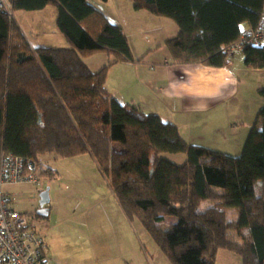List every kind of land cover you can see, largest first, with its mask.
Segmentation results:
<instances>
[{
    "label": "trees",
    "instance_id": "1",
    "mask_svg": "<svg viewBox=\"0 0 264 264\" xmlns=\"http://www.w3.org/2000/svg\"><path fill=\"white\" fill-rule=\"evenodd\" d=\"M133 2L177 24L165 41L175 62L222 68L240 49L248 67L264 69V44L242 41L245 26L262 21L264 0ZM49 4L69 46H33L15 15L0 10V163L4 153L34 159L41 185L56 173L41 155L89 153L128 217L142 221L174 264H214L219 249L264 264V104L241 154L189 142L173 120L109 91L110 66L136 58L123 27L93 2L13 0V10ZM100 52L114 57L93 70L86 59ZM201 204L208 207L198 212Z\"/></svg>",
    "mask_w": 264,
    "mask_h": 264
},
{
    "label": "crops",
    "instance_id": "2",
    "mask_svg": "<svg viewBox=\"0 0 264 264\" xmlns=\"http://www.w3.org/2000/svg\"><path fill=\"white\" fill-rule=\"evenodd\" d=\"M89 1L93 2L102 12L123 27L130 41L133 55L136 58L135 61H119L111 65L108 70L106 86L118 93L119 96H116L122 101L139 104L143 108L145 107L144 110L150 105V103L146 102L148 96L158 101L161 107L154 113H160L165 118L173 120L179 125L184 137L189 142L196 144H200L199 140L202 139V137L194 136V134H198L196 131L213 120L216 115H220V112L236 116L235 120L244 113V109L248 105L246 96L239 100L235 99L231 103L230 108L222 106L221 103L230 98L234 93L240 95L243 92V95H245L240 84L242 73H250L256 78V75L264 74V69L259 71V69L248 67L245 62L244 53L240 49H236L231 53L229 63L222 68L209 67L199 63H175L168 49L166 47L164 49L163 47L166 40L178 34L179 29L176 23L172 24L165 21L163 25L166 30L165 32L160 33L161 35L158 36H152L151 33L148 35V30L158 31L160 29L162 26L160 18L162 17L156 18V15L146 9H136L133 0ZM47 8H52L49 11L51 14L49 23L52 28V34H55L51 36L50 41L52 42L55 36L61 43L58 45L69 46L68 41L59 32L56 24L57 6L50 7L48 5L45 9ZM130 17L132 19H129ZM19 21L28 41L33 46H57L56 44L40 43V41L47 40L49 37L45 36V34L31 36V34L37 33L40 29H35L34 25L27 23V21L24 24L21 18ZM38 38L39 41L37 43L40 44H36ZM103 54H106V56ZM144 55H146L145 59L140 61ZM100 56L102 57V61H100ZM110 59L111 57L108 56V52H100L88 56L86 60L93 70H99ZM94 62L99 63L98 68L93 66ZM123 64H125L124 67ZM128 65H131V67H127ZM122 68L124 70L122 78L125 75L124 68H126V70L134 73L138 80L140 79L144 82L142 86H145L148 91L143 96L139 98L127 97L123 92L120 93L111 87L117 78L114 70H122ZM252 85L264 87V76H260L258 81ZM153 88H156L161 95L153 96L151 94ZM255 102L258 111L264 104V99L260 95V97L256 98ZM213 107H216L217 111L209 113ZM175 112H181V115L178 117ZM224 119L227 118L224 117ZM233 120L230 119L226 123L223 121V123L217 124L216 129L220 136L222 128L225 127L228 133L227 136L233 135L237 137V133L235 132H237L239 126ZM253 123L254 121H248L247 132L248 129L250 131ZM223 146L228 148L227 142ZM22 188V185L11 184L6 185L5 190L13 193L16 197L13 206L22 212H27L24 210V205L21 206V200L19 199V196L23 194L20 191ZM49 211V215L46 217L37 216L43 219L36 221V216L32 218V225L44 238L45 255L48 264H98L100 261L102 262V259L105 258V251L109 249L106 243H97L92 238V235L86 234V232H82L79 229L80 234L74 233V235H70L72 240H65V235L57 227V224L51 223L52 206L50 205ZM82 213H75L74 218L78 215L80 216ZM36 225L39 226L38 229ZM86 237H89V243L86 242ZM100 253L101 255H99Z\"/></svg>",
    "mask_w": 264,
    "mask_h": 264
},
{
    "label": "rangeland",
    "instance_id": "3",
    "mask_svg": "<svg viewBox=\"0 0 264 264\" xmlns=\"http://www.w3.org/2000/svg\"><path fill=\"white\" fill-rule=\"evenodd\" d=\"M49 6L53 7L54 4H49ZM50 9L52 8H47L43 11L18 10L15 11V18L19 24V19L21 18L24 24L27 21V23L34 25L35 29H40V31L31 34V36L45 34V36L49 37L47 40L44 39V41H40V43L56 44L61 47V45H58L61 44L60 41L55 36L53 37V41H50L51 36L55 35L52 34V28L49 23L51 17L49 13ZM8 12L14 15V11L12 12L11 9H9ZM156 18L159 17L156 16ZM129 19L132 18L130 17ZM160 21L162 24L160 29H158V31L152 29L148 30V35L151 33L152 36H158L161 35L160 33L165 32L166 30L163 26L165 21L172 24L175 23L174 20L167 17L160 18ZM38 41L39 38L36 44H40L37 43ZM140 42L142 43V41ZM163 48L165 49V46ZM103 55L106 56V54ZM101 56L100 61H102ZM108 56L113 58L114 54L108 53ZM145 56L146 55L141 58L145 59ZM93 64L95 68H98V62H94ZM124 65L125 64H123V67ZM127 67H131V65ZM126 68H124L125 75L123 78V68L122 70H114L117 78L116 81L112 83L111 87L120 93L123 92L127 97L139 98L143 96L144 93L148 91L145 86H142L144 82L140 79L138 80L136 75L126 70ZM260 76H264V74L259 76L256 75V78L250 73L241 74L240 84L245 95H243V92H241L240 95L234 93L230 98L222 102L221 105L230 108L231 103H233L235 99L239 100L246 96L248 105L244 109V113L235 120L236 116L226 115L224 112H220V115H216L213 120L209 121L201 129H198L196 131L198 133L197 135L194 134L196 137H202V139L199 140L200 145L224 152H231L236 155L241 154L249 134V129L247 132V123L250 120L255 121L258 111L260 110L257 111L255 100L260 97L259 90L261 87L252 85L258 81ZM109 91L113 95H118V93L113 90L109 89ZM151 94L153 96L161 95L156 88L151 90ZM146 102L150 103V105L146 107V109L149 110H147L148 112H156L161 107L158 101L151 99L149 96ZM215 111H217V108L213 107L210 109L209 113H214ZM170 113L172 114V112ZM175 114L179 117L181 112H175ZM224 117L228 120L224 119ZM230 119H234L233 121L239 126V129L235 132L237 133V137L233 135L227 136L228 133L225 127L222 128L220 136L216 129L217 124L223 123V121L226 123ZM224 136H226V138H224ZM226 142L228 148L223 146V144L226 145ZM40 157L43 161H46L47 166L54 168L56 171L55 175H43L40 179L41 185H35L33 183L28 185L25 183L17 184L23 187L22 190H20L23 194L19 196V199L21 200V206L24 205V210L29 212L28 215L31 220L36 216V210L39 207L40 192L46 187H49L51 196L49 205L52 206L51 223L57 224V227L65 235V240H72L70 235H74V233L80 234L79 230H81L82 232H86V234L92 235V238H94V241L97 243H106L107 247H109L104 253L105 258L98 264H174L167 253L160 248L142 221L139 220L138 217H128L93 156L86 153L75 157H64L52 152L45 153ZM171 157L177 162H181L180 158L183 157L182 160L185 158V156L181 154L177 156L171 155ZM78 212L83 213L74 218L75 213ZM35 219L38 221L43 218L35 217ZM38 227L39 226L36 225L37 229ZM86 238V242L89 243V237ZM99 255H101V253ZM211 257L214 259V264H243V259L239 254L225 249L217 250Z\"/></svg>",
    "mask_w": 264,
    "mask_h": 264
},
{
    "label": "built area",
    "instance_id": "4",
    "mask_svg": "<svg viewBox=\"0 0 264 264\" xmlns=\"http://www.w3.org/2000/svg\"><path fill=\"white\" fill-rule=\"evenodd\" d=\"M13 10L12 0H0V10ZM11 15V14H10ZM242 41L264 44V16L257 28L248 27ZM263 41V42H262ZM38 164L13 153H4L0 163V264H45L44 238L31 225L30 217L13 207L14 196L5 190L15 183L38 184Z\"/></svg>",
    "mask_w": 264,
    "mask_h": 264
},
{
    "label": "water",
    "instance_id": "5",
    "mask_svg": "<svg viewBox=\"0 0 264 264\" xmlns=\"http://www.w3.org/2000/svg\"><path fill=\"white\" fill-rule=\"evenodd\" d=\"M51 202L50 188L46 187L40 192L39 195V207L36 210V213L39 216L46 217L49 215V204Z\"/></svg>",
    "mask_w": 264,
    "mask_h": 264
},
{
    "label": "bare ground",
    "instance_id": "6",
    "mask_svg": "<svg viewBox=\"0 0 264 264\" xmlns=\"http://www.w3.org/2000/svg\"><path fill=\"white\" fill-rule=\"evenodd\" d=\"M12 3H13V0H12ZM2 11H4V10H2ZM14 10H12V12H13ZM5 12V11H4ZM7 13V12H6ZM8 14V13H7ZM12 15V14H11ZM14 15H15V12H14ZM14 15H12V16H14ZM245 28L247 29L248 27H246L245 26ZM233 51L234 50H236V49H232ZM18 183H15V184H13V185H17ZM25 184H30V183H25ZM35 185H38V184H35ZM13 204H14V201H13ZM15 208V207H14ZM16 210H18V209H16ZM19 212H20V210H18ZM21 213H23V214H26V215H28V212H21ZM29 216V215H28ZM31 219V218H30ZM32 221V220H31ZM31 225H32V223H31Z\"/></svg>",
    "mask_w": 264,
    "mask_h": 264
},
{
    "label": "clouds",
    "instance_id": "7",
    "mask_svg": "<svg viewBox=\"0 0 264 264\" xmlns=\"http://www.w3.org/2000/svg\"><path fill=\"white\" fill-rule=\"evenodd\" d=\"M208 207V205H206V204H201L199 207H198V209H197V211L198 212H203V211H205V209Z\"/></svg>",
    "mask_w": 264,
    "mask_h": 264
}]
</instances>
